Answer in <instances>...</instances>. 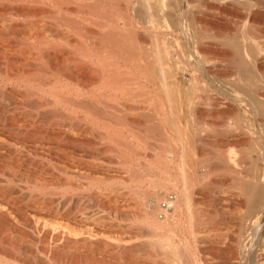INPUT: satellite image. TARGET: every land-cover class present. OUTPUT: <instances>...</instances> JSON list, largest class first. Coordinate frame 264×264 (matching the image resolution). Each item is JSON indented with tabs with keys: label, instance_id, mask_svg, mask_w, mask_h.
<instances>
[{
	"label": "bare ground",
	"instance_id": "bare-ground-1",
	"mask_svg": "<svg viewBox=\"0 0 264 264\" xmlns=\"http://www.w3.org/2000/svg\"><path fill=\"white\" fill-rule=\"evenodd\" d=\"M262 1L0 0V170L9 175V182L16 180L28 188L24 191L20 185L14 192L7 181L0 186V264H104L90 259L94 243L102 249L109 246L99 233L87 228L90 224L85 223L92 218L88 209L84 208L88 214L83 212L87 214L83 217L81 212L79 220L54 198L59 196L66 205L76 196L74 191L67 192L82 186V180L74 176L83 178L84 174L86 180L94 169L107 174L115 168L94 166L83 154L155 149L150 141L154 136L163 137L166 148L173 135L183 138L176 144L183 145L189 158L188 166L183 162L187 168L182 165L187 169V184L183 183L188 189L183 192L195 195L200 184L202 190L214 183L213 173L227 171L236 184H243L256 214H264L260 165L264 161V50L249 37L254 32L250 24L245 23L249 28L233 26L217 12L231 9L237 13L240 4L249 8ZM259 14L255 10L246 15ZM229 103L233 109L217 111L222 105L230 107ZM242 111L248 120L242 118ZM231 144L247 146L234 151ZM206 145L212 149L216 145L214 158L197 161L199 148ZM246 160H251L253 170L248 167L246 171ZM32 189H48L50 195L35 194ZM80 191L87 192V188ZM84 192L78 194L79 200L88 195L101 208L119 209L129 201L117 190ZM171 194L162 192L139 202L135 216L146 223L147 231L179 219L184 196ZM184 199L186 206L192 205L188 201L192 198ZM162 240L149 244L181 251L179 240L169 245ZM189 243L180 241L184 257L175 258L172 253V264L195 262L189 258Z\"/></svg>",
	"mask_w": 264,
	"mask_h": 264
},
{
	"label": "rangeland",
	"instance_id": "rangeland-1",
	"mask_svg": "<svg viewBox=\"0 0 264 264\" xmlns=\"http://www.w3.org/2000/svg\"><path fill=\"white\" fill-rule=\"evenodd\" d=\"M71 5L75 7V5L70 4L69 5L70 8H72ZM251 6H253L255 8H253ZM251 6L249 8L252 11L256 10L260 14L257 16H254V17H248L249 13L252 11L248 10L249 9L248 7H247L248 9L245 6L243 7L242 4H240V6H239V12H237L238 14L236 13L235 10H234L235 12L233 10L231 11V9H228L225 11L218 10L217 12H218L219 17L226 18V20L227 21L229 20L233 26L234 25L236 26L239 24V26L245 27L247 24L248 25L250 24L249 25L250 28L252 27L251 30L254 28L253 29L254 32L251 31L250 34L254 35V36L252 37L251 35H249V37L251 39L257 40L260 44L257 41H256V43H258L259 45H262V46H259L257 44V46H256V43H254V46L261 47V48L263 47V50H264V0L262 1V3L256 4V5H251ZM74 7H73V9H74ZM248 18L249 19L251 18V23L248 20ZM246 22H247V24H245ZM248 25L246 27H248ZM263 50H262V52H263ZM229 105H230V107L229 106L227 107L226 105H224V106L222 105L221 107H218L216 109H217V111L220 108H222V109H220V111L225 110L226 108L233 109L234 105L231 103H229ZM205 109L211 110V109H213V107L212 108L206 107ZM216 109H213L211 112H213ZM242 113H245V112L242 111L241 114ZM242 118H246L247 120L249 119L248 115L244 116L243 114H242ZM179 119H178L179 125L182 127L184 124V118L181 117ZM160 137L154 136V137L150 138L151 139L150 141L152 143H154L155 147L157 146L155 149H150V150L146 149V150L139 151V152L136 151L137 153L132 151V152H127L125 154H123L124 152L115 154L112 152L91 151V153L88 152L89 154L88 153L83 154V156L85 155L83 158L86 157V160H88V162H90V164L93 163L92 165H94V166L102 165L105 168L108 167V169L110 168V166L111 167L113 166L116 168V170H113V169H115L113 167H112L113 169L110 168V171H109L110 173L105 172L108 174L107 175V174H103V172L97 173V170L94 169L95 171L91 172V175H88V174L86 175V173H85V175L89 177V178L86 177V180H84L85 179L84 174H83V178H81V176L78 177L79 175L74 176L75 180H77V181L82 180L81 182L83 184L81 182H79V184L82 186L84 185V187L81 186V187H79L80 189L76 188L74 190H69L67 192V194H69V193H72L74 191L76 196H74L73 201L70 203L67 202V204L65 205V204H63L64 199H61L59 196H57V197H59V199L57 197H56L57 199L54 198L55 201L57 200L59 202V203L58 202H56V203H58L61 206V207L59 206L60 208H66L67 207L72 212L71 214L73 216L81 217L80 214H82L83 212L87 213V214L89 212L88 216L92 217L91 218L92 221L90 219L87 221L85 220L86 226L90 224V226L89 227L87 226V228L88 229L91 228L92 231L94 230V233L95 232L99 233L100 236H98V237H100L101 239L105 240L108 243L109 247L104 248V249L97 247L98 245H96V243H94V247L92 248L94 251L92 250L90 259L93 261H96V260L99 261V259H100V261H102L103 263L105 262L104 264H110V263L111 264H116V263L117 264H172L171 260L174 259L172 256L173 254L175 255V258L182 259L181 256H183V253H181V252L183 251V248H182L183 244H180V241H181V243H183V241L185 240L188 243L190 242L189 245L191 244L189 246V251L191 248L189 258H192L191 259L192 263L195 261L193 264H197L196 262H198V264H201V263L202 264H264V214L261 215V213H260V215H258V212L256 214V212H255L256 210L254 211V202L246 194L245 190H243L244 189L243 184L240 182L239 183L237 182V184H236L235 182L237 180L234 178V176L232 174H230L227 171H226V173L225 172H223L222 174L219 173L220 175H218V174L216 175L215 173H213V175L211 174L212 176L210 175L212 178L211 177L210 178H211V181L214 180V183H213V181H212V183L217 184V185L213 186V184H211V182H210V183H207V186L205 189H204V187H205L204 186V187H202V190H201L202 185L200 184L201 186L200 185L197 186V190H196L195 195H190V193H188V191H185L187 193V195H186V193L183 192L184 191L183 188H185L187 186V185H185V184H187V182H186L187 180H185L186 179L185 177H187V176H186V172H184L187 169L185 170L184 168H187L186 166H188L187 164H188L189 158H188V156H187L188 154L184 150L182 144L179 147L176 146V144L179 145V142H178L179 139L178 138H181L182 140H183V138L181 136L179 137L177 135H173V137L170 138V140L172 141V142H170V144H171L170 147L168 146L166 148V147H162L166 143L165 139L163 137H161V138ZM253 137L258 139V137L256 135H254ZM179 141H181V140H179ZM232 145L233 144H231V147L234 146V145L233 146ZM172 146L175 147V148H173L174 153L171 151ZM215 146H213V149H212V147H210V145L209 146L206 145L204 147L202 146L203 148L200 147L198 152H197V154L198 153L199 154L196 155V160L199 161L201 159L203 160L204 158H205L204 160H206V159H210V157L212 159V156L214 158V155H215L214 147ZM243 146L246 147L247 145L239 144V147L243 148V150H244ZM226 147H224V146L222 147L220 145V148H222L223 150L228 149V147H230V146H226ZM231 147H230V149H231ZM239 147H237V145H236L233 147V149L236 148L237 150L238 149L241 150ZM236 149L234 151H237ZM205 152H207V153H205ZM240 152H239V154H240ZM171 153L174 155H172ZM177 155L179 158L177 157ZM207 155H210V156H207ZM175 157H176V160H175ZM167 160H168V162H167ZM179 160H180V162H179ZM184 161L185 162L187 161V163H185ZM248 161L249 160H246V162H248ZM250 161L248 162V165L245 164L247 166L246 171H247L249 165H251ZM183 162L185 163L186 166H184ZM1 163L2 162L0 161V165H1ZM174 163H175V165H174ZM107 164L110 166H108ZM182 165L184 166V168ZM260 165L264 169V161H261ZM253 166L255 168L254 164H252V167ZM132 168H133V170H132ZM129 169L131 170V172ZM250 170H253V169L250 168ZM1 171L2 170H0V176L4 177L5 180L0 177V184H2L0 186H3V185L5 186V185L10 183L9 185L12 186V191H14V189L19 187L20 185H21L20 188L23 187V184L19 183L16 180L15 181L13 180L12 181L13 183L11 181L9 182V180H8L9 175L6 173V175L4 176L3 173L1 174ZM136 172H138V173H136ZM144 173H146V174H144ZM181 174L183 175V177L181 176ZM96 175L97 176L99 175V176L97 177ZM92 176L95 177L96 179H99L97 183H96V179L92 178ZM112 176H113V178H112ZM171 177H172V179H171ZM180 177L182 178V180ZM90 178H91V180H90ZM88 179H89V181H88ZM168 180H170V181H168ZM178 180H180V181H178ZM183 181L185 184L183 183ZM16 183H17V185H16ZM176 185L179 186V191L177 190L178 187ZM209 185H212V186H209ZM120 187L122 190L120 189ZM86 188H87V192L85 191L86 194H84V195H87V194L90 195V192L94 191V190L104 189L106 191L108 190V191H111L113 193H114V190H117L121 193V196H123L125 199L129 200V201H127L128 205L122 207L124 210L122 208L115 209V208L111 207L112 205L107 207V208H105V207L101 208V205L96 203L93 199H90L91 197H88V195H87V197L89 199L86 196H84L85 198L82 197V199L79 200L78 198H80L79 197L80 193L84 192V191H80V190H83V189L86 190ZM180 188H182L183 190ZM22 189H25L24 191H26L28 188L26 186H24ZM118 189H120V190H118ZM38 190L39 189H32L31 191L34 192L35 194L45 193V192L47 193L49 191L48 189H46V190L41 189L40 192ZM43 190H45V191H43ZM185 190H188L187 187ZM198 190H199V192H198ZM17 191L18 190L14 191V192H17ZM52 191L53 190H50V192H52ZM136 191H138V192L136 193ZM170 191L172 193L171 196L173 195V193H177L178 195L182 194L181 196H184L185 198H186V196H188L189 199L192 198V199L188 200V201H190V204L192 203V205L186 206L184 204L185 199L183 197V199L181 200V210H180L181 212L179 214L178 220H174V221L171 220V221H168V223L166 220L163 222L164 224L161 223L158 225V226H160L159 229H158V226H156L157 228L155 227V230L157 229L156 231L154 230L155 232L152 231L151 229H150L151 231L150 230L147 231L148 227L143 228L144 225H146V223L141 218L140 219L138 218V220H137V217H136L137 212H138L137 210H139V207H138L139 202L141 203L147 199L152 200V197L154 199V197L155 198L158 197V195H160V193L170 192ZM181 191L183 193H180ZM203 191H204V193H203ZM56 192H58V190H56ZM200 192H202V194L204 196L202 194H200ZM48 194L49 193H47L46 196H48ZM198 194H200V195H198ZM197 196H200V197H197ZM214 196L216 197L217 202H215V198H213ZM218 197H220V198H218ZM113 199L117 200L116 198H113ZM62 200H63V202H62ZM81 200H83V201H81ZM135 202H136V204H135ZM64 203H66V201ZM186 204H187V202H186ZM68 205H69V207H68ZM70 206H71V208H70ZM81 206H85V207H81ZM187 207L188 208L191 207V208L188 209ZM196 207H197V209H196ZM213 207L217 210H215ZM84 208H86V210L88 209V212ZM200 210L201 211L203 210V213ZM84 213L82 214V216L83 217L87 216V214H84ZM129 213H131V214L129 215ZM197 213H199V214H197ZM208 214H209V216H211V218L208 216ZM212 215H215V216H212ZM131 216H133V217L130 218ZM197 216H200V218ZM79 217H75V218L78 220ZM134 217H135V219H134ZM194 218L195 219L198 218V220H195ZM217 218H218V220H217ZM80 219H82V217L79 218V220ZM190 220H191V222H190ZM175 221H177V222L175 223ZM214 221H215V223H214ZM130 223H131V225H130ZM140 223H141V225H140ZM198 223H199V225H198ZM191 224H193V225L191 226ZM191 227H192L193 231H192ZM183 229L185 230V232ZM189 229H191L190 230L191 232L189 231ZM137 230H138V232H137ZM194 230L195 231L197 230L196 231L197 234L194 232ZM101 231H103V232L101 233ZM206 231H208L209 233ZM151 232H152V234H151ZM193 232L195 234H192ZM219 232H220V234H219ZM176 234H177V236H176ZM178 234L181 236H179ZM105 235H107V236H105ZM152 235H153V237H152ZM161 235L163 238H161ZM193 235L194 236L196 235V236L194 237ZM164 237H167V239L168 238L169 239L175 238V240L176 239L179 240L178 241L179 243H178L177 240L175 241V240L171 239L172 241L178 243V246L181 247V251H180V249L171 251V250H169L170 246H168L169 249L168 248L162 249V247H160V249H159V246L157 247V245L155 243L153 245L149 244L150 241L151 242L152 241L158 242V240L161 241L162 239H165V240H162V242H164V243H167V244L172 243L171 240L167 241V239ZM181 238L183 239V241ZM206 238H208V239H206ZM147 240H148V243H147ZM128 242H130V243H128ZM212 243H214V244H212ZM148 245L151 247H149ZM125 246H127V248H124ZM132 248L135 250H133ZM151 248H152V250L155 248L156 249L152 251ZM126 250H127V252H126ZM158 250L160 251L161 254H159ZM121 251H122V253H121ZM166 251L167 252L169 251L168 253H170L171 255L166 253ZM149 253H150V256H149ZM164 253L166 255H164ZM126 255H127V257H126ZM155 255H156V258H155ZM232 257H234V259ZM164 258H166V259H164Z\"/></svg>",
	"mask_w": 264,
	"mask_h": 264
}]
</instances>
